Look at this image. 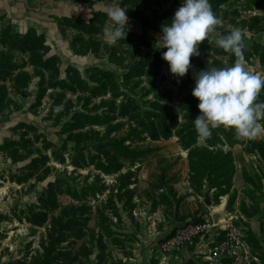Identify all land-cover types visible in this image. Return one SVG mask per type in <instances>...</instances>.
Masks as SVG:
<instances>
[{"label":"rangeland","instance_id":"obj_1","mask_svg":"<svg viewBox=\"0 0 264 264\" xmlns=\"http://www.w3.org/2000/svg\"><path fill=\"white\" fill-rule=\"evenodd\" d=\"M73 1L91 13L60 20L72 49L95 58L82 69L63 67L36 30L22 33L0 15V264H156L176 255L211 264L203 252L164 254L161 244L222 210L218 222L232 219L247 235V264H264V118L251 139L223 126L203 138L194 126L195 75L232 66L234 54L212 34L177 77L155 43L182 0ZM210 3L216 33L243 29L246 67L264 74V0ZM113 5L129 25L110 46ZM226 239L212 230L193 250ZM218 255L215 264H237Z\"/></svg>","mask_w":264,"mask_h":264},{"label":"clouds","instance_id":"obj_2","mask_svg":"<svg viewBox=\"0 0 264 264\" xmlns=\"http://www.w3.org/2000/svg\"><path fill=\"white\" fill-rule=\"evenodd\" d=\"M109 24L105 29L108 45L125 39L124 30L129 25L127 10L113 5L108 9ZM221 20L212 9L210 0H182L170 23L161 27L155 43L157 49L166 48L162 58L168 62L171 74L183 77L192 68L191 57L198 56L199 45L212 34H217L215 44L234 54L232 66L207 68L195 75L192 95L198 98L200 114L194 119L200 137L209 138L212 130L221 126L234 128L240 138L251 139L258 131V121L264 118V103L257 98L264 89V74L247 69L244 40L246 33L233 27L229 34L216 33Z\"/></svg>","mask_w":264,"mask_h":264},{"label":"crops","instance_id":"obj_3","mask_svg":"<svg viewBox=\"0 0 264 264\" xmlns=\"http://www.w3.org/2000/svg\"><path fill=\"white\" fill-rule=\"evenodd\" d=\"M48 2L45 3L44 0L39 6L32 5L31 0H0V15L5 16L22 33L36 30L62 58L63 67L82 69L94 64V56L80 55L72 49L62 33L60 24L62 18L86 19L91 16L90 9L73 0H49ZM194 251L191 249L181 253L187 257ZM176 256H169L167 260L160 256L161 258L159 257L155 263L184 264L188 260L182 259L180 255ZM195 261L198 260L195 259ZM142 262L140 259H132L131 264H142Z\"/></svg>","mask_w":264,"mask_h":264},{"label":"built area","instance_id":"obj_4","mask_svg":"<svg viewBox=\"0 0 264 264\" xmlns=\"http://www.w3.org/2000/svg\"><path fill=\"white\" fill-rule=\"evenodd\" d=\"M212 230L226 233L227 239L214 248L205 243L203 250L200 248V245H202L200 243L194 252H203L206 256L205 258L211 264H215V259L219 256L218 251H221V254L226 253L233 256L232 258L236 260L237 264L249 263L252 255V247L246 238L247 235L243 228L237 225L232 219H229L225 225H222V220L216 223L213 214L211 218L205 217L204 220L199 222H187L176 228L171 236L162 242L161 251L164 254H175L194 249L193 247L198 240L210 234Z\"/></svg>","mask_w":264,"mask_h":264},{"label":"water","instance_id":"obj_5","mask_svg":"<svg viewBox=\"0 0 264 264\" xmlns=\"http://www.w3.org/2000/svg\"><path fill=\"white\" fill-rule=\"evenodd\" d=\"M204 203L207 206H212V204H213L212 197H211V194H210V190H207L205 192ZM222 214H223V210L222 211L215 212V214H214V220H215V222H218L219 216H221Z\"/></svg>","mask_w":264,"mask_h":264}]
</instances>
